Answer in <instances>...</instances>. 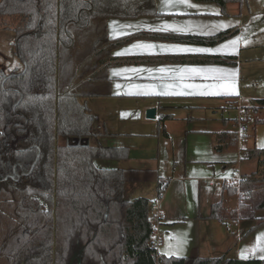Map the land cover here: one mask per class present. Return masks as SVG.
<instances>
[{"label": "trees", "instance_id": "obj_1", "mask_svg": "<svg viewBox=\"0 0 264 264\" xmlns=\"http://www.w3.org/2000/svg\"><path fill=\"white\" fill-rule=\"evenodd\" d=\"M194 1L215 3L224 13L229 4L245 3ZM156 14L155 0H0V29L15 31L25 62L13 76L0 71V264H264L160 256L148 222L153 201L128 200L131 173L109 165L130 152L101 142L108 132L82 102L106 95L100 84L116 60L109 54L123 42L109 40L105 21ZM234 33L180 39L215 45ZM13 126L21 135L15 149ZM223 135L236 149L237 132ZM248 156L261 168L238 188L225 185L229 195L239 193V209L227 212L219 203L211 218L255 221V229L264 226V150ZM163 190L159 181V197Z\"/></svg>", "mask_w": 264, "mask_h": 264}, {"label": "crops", "instance_id": "obj_2", "mask_svg": "<svg viewBox=\"0 0 264 264\" xmlns=\"http://www.w3.org/2000/svg\"><path fill=\"white\" fill-rule=\"evenodd\" d=\"M155 6L156 15L105 21L109 40L123 42L109 54L116 60L105 71L107 81L100 84L106 95L82 102L96 118L94 111L104 106L105 121L114 118L110 112L118 123L128 125L144 123L147 111L155 108L167 140L171 138L167 132L170 122L199 124L185 126L184 151L178 160L173 159L167 180H160L164 190L157 201L164 213L165 235L156 248L160 256L264 260V226L252 229L255 221L211 218L213 205L219 203L227 212L237 211L240 195H229L225 185H232L238 173L249 176L261 168L259 159L249 157L248 152L264 150V78L258 72L264 45L257 42L256 34L251 38L244 35L243 11L238 4L227 5L226 13L215 3L194 0H155ZM227 31L235 33L215 45L180 39L213 37ZM227 58H233L232 62L221 63ZM239 99L246 107L257 109L250 111L254 112L251 132L232 149L227 147L229 137L223 134L236 131L235 103ZM219 111L235 115L220 126L214 118ZM120 133L108 132L101 138L105 146L130 152L128 160L113 167L131 173L133 179H141L143 174L159 176V140L155 144L106 141L111 135L131 134ZM148 148L157 151L155 155H145ZM132 151L143 156L133 158ZM232 198H236L235 205L230 204Z\"/></svg>", "mask_w": 264, "mask_h": 264}, {"label": "rangeland", "instance_id": "obj_3", "mask_svg": "<svg viewBox=\"0 0 264 264\" xmlns=\"http://www.w3.org/2000/svg\"><path fill=\"white\" fill-rule=\"evenodd\" d=\"M240 6V5H239ZM242 11H243V33L245 36H248L251 38L254 34L257 36V42L261 45H264V0H245V3L242 5ZM16 33L14 30L11 29H0V71L6 73V74H13L16 72L23 71L24 64L22 59L19 57L17 53V46H16ZM260 56H264V52L259 53ZM264 60V59H263ZM259 75L264 78V61L259 64ZM98 106V105H97ZM96 106V107H97ZM95 107V108H96ZM104 107V106H103ZM103 107H100L95 110V114L97 116L98 120H101L104 128L107 132H116L118 134L123 133H131L128 136L122 135H116L109 137V140L106 141H118V142H131V143H137L143 141L146 142H154L156 143L157 140H159V147L160 148V157H159V163H160V173L159 176L163 175L161 178L157 174H153L152 178L148 177L147 174L140 175V177H143L141 179L134 178L131 180V182L127 184V199L132 201L138 198H146L152 201H157L158 198V186L159 181L167 180L168 176L171 175L173 171V159L178 160L180 154L184 151V145H185V137L188 130V127H197L199 124H190V123H176V122H170L171 128L167 129V132L171 134V138L167 140L164 136V124L161 121L159 116L157 119H148L147 115H145V122H137L136 124L128 125V124H120L117 122L115 116L108 112L110 116H113L114 118H107V121H105L104 116H106V110L103 109ZM105 108V107H104ZM227 113V112H226ZM254 114V112L252 113ZM251 114V115H252ZM234 116L235 113L232 111L229 115L223 114L221 111H219L218 114L214 116L216 120H218V123L220 126H224V119L228 118V116ZM210 117V115H207ZM254 118L252 117V121L247 124L248 126V133L251 132ZM229 126V125H228ZM237 130V128H235ZM15 131V126H14ZM16 132V131H15ZM158 132V133H157ZM17 133V132H16ZM135 133L139 134H147L151 135L149 138H140V136L135 135ZM158 134V135H157ZM19 135V134H18ZM21 136V135H20ZM156 140V141H155ZM20 141V140H19ZM19 141L16 143V145L19 143ZM161 141V142H160ZM153 148H148L145 150V155L151 156V154L156 153ZM138 158L139 156H143V153L138 154L136 151H132V157ZM174 157V158H173ZM116 162H110V166H114ZM157 163V162H155ZM241 167V166H240ZM237 169V167H235ZM242 169V168H241ZM0 181H2V177H0ZM230 204L235 205L236 198H232L230 200ZM259 215H264V213H259Z\"/></svg>", "mask_w": 264, "mask_h": 264}, {"label": "built area", "instance_id": "obj_4", "mask_svg": "<svg viewBox=\"0 0 264 264\" xmlns=\"http://www.w3.org/2000/svg\"><path fill=\"white\" fill-rule=\"evenodd\" d=\"M236 118H235V125H236V132H237V139L238 143L240 144L247 131L250 121H252V115L249 111H247L246 106L243 104V99H239L236 103ZM229 109H225V112H228ZM243 181V176L238 173L236 177H234L231 181L232 185L235 187H239L240 183ZM148 222L151 226L152 234V242L154 247H158L160 244L163 243L165 240V235L162 230L163 222H164V213L160 208L159 201H156L152 204V208L148 217Z\"/></svg>", "mask_w": 264, "mask_h": 264}, {"label": "water", "instance_id": "obj_5", "mask_svg": "<svg viewBox=\"0 0 264 264\" xmlns=\"http://www.w3.org/2000/svg\"><path fill=\"white\" fill-rule=\"evenodd\" d=\"M23 64L25 65V62H23ZM10 76H13V74H11ZM19 102H20V101H19ZM19 102H17V103L14 105V109L18 106ZM156 117H157V110H156L155 108H153V109H149V110L147 111V118H148V119H156ZM27 122H28V120L26 119V122H25V123H27ZM12 133H13L15 139H14V141H13L12 144H11V148H12V149H15V147H16V143L20 140L21 137H20V136L14 131V126L12 127ZM27 134H28V133H27ZM38 159H39V156L37 157V160H36L35 163L33 164L32 168H31V170H30V172H29L28 174L32 173V171H33V169H34V167H35V165H36ZM21 175H24V173H22ZM21 175H20V176H21Z\"/></svg>", "mask_w": 264, "mask_h": 264}, {"label": "flooded vegetation", "instance_id": "obj_6", "mask_svg": "<svg viewBox=\"0 0 264 264\" xmlns=\"http://www.w3.org/2000/svg\"><path fill=\"white\" fill-rule=\"evenodd\" d=\"M13 136H14V135H13ZM14 139H15V138H13V140L11 141V144H12V142L14 141ZM4 151H6V149H5ZM21 174H22V173H21ZM21 174H20V175H21ZM20 175L18 176V179L22 176V175H21V176H20ZM12 177H14V176H12ZM7 178H8V177H5V180H7Z\"/></svg>", "mask_w": 264, "mask_h": 264}]
</instances>
